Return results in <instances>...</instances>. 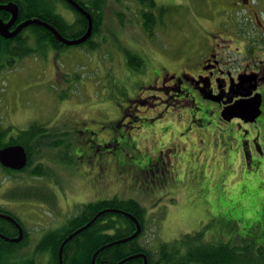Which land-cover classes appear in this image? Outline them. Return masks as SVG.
Returning <instances> with one entry per match:
<instances>
[{
	"label": "rangeland",
	"instance_id": "rangeland-1",
	"mask_svg": "<svg viewBox=\"0 0 264 264\" xmlns=\"http://www.w3.org/2000/svg\"><path fill=\"white\" fill-rule=\"evenodd\" d=\"M53 1L56 9L66 12L64 21L72 24L69 19L77 14L63 1ZM235 2L154 0V7H149L138 0H101L103 25L92 39L98 44L95 48L72 45L57 52L46 42L27 39L31 52L0 71V127L7 138L32 124L52 127L56 143L32 149L31 166L23 173L0 170V204L28 232L11 263L34 257L39 240L49 232L44 227L64 224L89 199L99 197L133 199L149 210L143 215L138 242L151 250L201 230L205 241L227 244L244 264H264V193H250L254 188L264 192V174L253 167L251 172L244 170L234 141L239 133L235 122L209 123L212 117L200 109L195 113L204 126L194 123L185 131L191 125L185 113L164 110L162 105L146 111L157 102L149 87L158 90L166 74L182 75L188 82L184 76L193 77L215 45L244 48L238 60L256 69L261 66L264 37ZM250 2L264 24V0ZM148 7L155 19L146 28L143 12ZM29 34L28 29L22 32L24 37ZM221 56L224 61L236 54L228 51ZM146 112L145 120L135 121ZM258 123L264 129V117ZM88 131L98 140L115 141L104 148L103 172L92 171L90 163L81 160L82 152L73 150L80 145L73 135L81 138L80 133ZM259 136L264 141V131ZM149 158L161 159L162 172L179 184L155 204L150 196L159 195L161 189L138 178ZM66 166H78L85 179ZM50 180L56 197L51 210L40 211L25 198L36 190L35 184L48 192ZM203 198L208 203L205 212L200 208ZM46 260V255L38 257L39 264Z\"/></svg>",
	"mask_w": 264,
	"mask_h": 264
},
{
	"label": "flooded vegetation",
	"instance_id": "flooded-vegetation-1",
	"mask_svg": "<svg viewBox=\"0 0 264 264\" xmlns=\"http://www.w3.org/2000/svg\"><path fill=\"white\" fill-rule=\"evenodd\" d=\"M18 1L20 0H0V5H5L8 4L9 2H13L17 6V16L14 19L15 20L14 23H12V25L9 28L10 31H13L18 26V24L22 22L18 20H21L19 14L24 10L23 9L24 7L21 4H19ZM61 1H63L66 5L68 4L66 0H61ZM74 1H76L85 10L91 8V4H88V0L86 1L74 0ZM99 1L101 0H98V2ZM235 1L236 2L233 5H239L243 9L246 16L245 19L252 20V24H251L253 25L252 27L254 28L255 25L260 31L259 34L261 33L262 36L264 37V24L260 21L261 19L257 16V13L253 9L250 0H235ZM232 2L233 1H231L230 3ZM146 4L149 7H154V0H148ZM149 7L147 10H144L145 17L147 20H154L155 16H153V14L149 11ZM57 12L62 16L63 20H67L64 16L66 12L59 10V8L57 9ZM11 16L12 15L10 12L5 10H0V20H3L4 23H7L11 19ZM28 19L30 18H26L23 20H28ZM69 20H73L72 23H74L75 20H77V18L72 19L70 17ZM51 25L55 27L53 24ZM55 29L57 28L55 27ZM23 30L12 38L6 39L1 37L2 39L6 40V42H10L11 45L13 46L12 53H15V55L10 56V58L12 59L11 63L13 62L11 66L15 63V58H20L17 55L19 54V43H18L19 40L16 38L22 35ZM30 37L37 41L39 40L37 35L33 33H30L28 37L27 36L24 37L22 35V38L28 39ZM42 41L48 43L50 47H53L52 43H50L48 39ZM90 41L91 40L89 39L87 42L84 43V45L85 44L88 45ZM228 51L234 52L236 56L233 58H231L230 56L231 59L222 61L223 58V56H221L222 52L227 53ZM243 51L244 48L243 49L235 48L234 50H232L227 45H221V46L215 45V47H213L212 50L209 51L207 56L202 59L201 66L198 69L197 73L193 75V77L184 76L188 82L184 80L182 75L171 76L169 74H166L162 82L160 83L158 90L156 89L155 86L149 87V90H154L153 93L155 94L152 96V99L156 100L157 102H152L149 105L150 108L146 111L149 112L151 109H154L162 105L164 107V110L171 109L181 113H185L186 114L185 116H188V118L191 120V125L186 126L185 131L192 130L194 123L197 126H201V127L204 126L201 125L204 122L203 119L198 118L197 114L195 113V110H200V109L204 110L205 117L208 118L212 117L209 123H211L212 121H216V122L219 121L222 125H225L235 122L236 129H238L239 133H236L234 135V141L238 145V149L241 152L242 160L244 162V170L247 172H251L252 170L251 167H253L254 170H257V174H264V151L262 147L264 145V141L259 136V132L264 131V129L262 128L261 124L259 125V123L261 122L259 121L258 123L259 118L264 117V62L260 64L261 66L258 69L250 67L248 62L246 61L242 62L241 60H238V55H239L238 53ZM1 65L4 68L1 69L0 71H3L7 67H9L6 61L1 63ZM257 93L261 95V104H260L261 113L256 118L255 122L245 123L240 118H234L230 122H225L221 119L220 117L221 111L225 107L232 105L234 102L240 100L243 101L246 100V105L249 107L247 112L250 113L252 111V106H253V102L251 101V98ZM146 102L148 103V100ZM147 112L146 115L142 117L138 116L135 121H138L139 120L138 118H140L141 121L145 120L144 118L148 117ZM46 129L47 131L45 132V134L48 135L46 140L48 142L50 141L52 142L54 139L52 136L53 134H51V132H55V131L52 127H46ZM66 132L62 131V133H66ZM17 135L18 134L16 133V135L13 137H16ZM74 137H76L77 142L80 145L79 147L76 148V150L74 147L73 150L76 152L78 151L82 152L80 156L81 160H86L87 163H90L88 166L91 168L92 171L95 170L98 172H103V160L107 158L105 157L107 155V152H105L104 150H106L109 146H112L115 141H110L109 139L98 140L97 134L93 133L92 131H88L86 134L80 133L81 138H79V135H73V138ZM109 138H111V136ZM8 139L9 138H7V135L5 134V130L0 127V145L6 143ZM4 147L6 146H0V149ZM48 147H51V145L42 146V147L38 146L36 147V149L42 150V148L47 149ZM26 154H27V163L23 169L19 171H14L12 169L5 168L0 164V170L5 174H19L28 170L31 166V157L27 151ZM162 157L163 156L161 155L160 158L162 159ZM161 159L152 160L149 158L147 164L141 169L143 172L139 171L138 173V178H140V183H146L149 185L154 184V186L158 188L157 191H159V188L161 189L159 195L157 194H154L152 196L149 195L150 196L149 201H152L154 204L156 201H160L165 195L172 192L175 187H179V184H174L173 179H170L166 173L162 172L161 166H159V164H163L161 162ZM66 168L71 169L72 171L70 172L72 174L77 173L78 177H80L81 180L85 179L84 175L80 171L77 172L79 170L78 166H74V167L66 166ZM146 175H148L149 178L148 181L145 180ZM39 178H41V176H39ZM44 178L45 177L42 176V179ZM51 184H53L52 180L48 181V183L46 184L48 192L40 191V187L38 186V184L37 185L35 184L34 187H36L35 188L36 190L33 192V194H31L30 197H27L25 199L34 201L36 203L35 206L40 211H44V209L51 210L52 204L54 202V198L56 197L55 191L50 189ZM92 185L94 184L91 183V186ZM254 189H255L254 191L250 192L252 195L254 194L263 195L262 193L264 192H259L257 188ZM111 199L113 198H109L106 200H111ZM100 200H104V199H99V197L96 199H89L90 202H95ZM17 201L18 200L15 199V201L13 202H17ZM89 201L88 203H90ZM202 202H203V206L200 208H202L203 212H205L208 205L206 198H203ZM107 209L121 210L115 207L107 208ZM100 211L102 210H99L98 212L94 213L92 215V218ZM148 212L149 210L146 209L144 215H147ZM107 213H111V211ZM0 214H4L12 217L23 230V238L18 243L7 241L1 237L0 240L6 242L7 244H15V245H21L22 243H25L28 240V232L26 231L25 226L23 225L21 220L17 216H15L11 211H8L3 206V204H0ZM62 223L59 224L58 226L56 223H53L51 226L44 228H48L46 230L47 231L49 230V232H51L61 227L63 225ZM107 232L110 233L111 230ZM18 234H19L18 227L14 223L4 218H0V235H3L7 239H14L18 236ZM187 235L191 236L192 238L191 241L182 240ZM202 235H203V231L200 230L193 232L191 234L187 233L186 235L184 236L182 235L179 239H177L178 246L180 247L181 250V255H184L188 242L189 246H192L191 249H196V247L202 245L205 250H208L207 252H205V254L208 253L210 254V256L207 257L208 259H210V261H208L207 264H221V263L244 264L245 263V261L241 257H238V259L227 258L228 256L230 257V253H231L230 251L231 249H233L229 247L227 244L214 242L210 240L205 241L202 238ZM42 239L43 237L39 240V243ZM215 247H223L224 250L222 252L220 250L217 251ZM189 264H203V263L195 262L194 260H192L191 263Z\"/></svg>",
	"mask_w": 264,
	"mask_h": 264
},
{
	"label": "trees",
	"instance_id": "trees-1",
	"mask_svg": "<svg viewBox=\"0 0 264 264\" xmlns=\"http://www.w3.org/2000/svg\"><path fill=\"white\" fill-rule=\"evenodd\" d=\"M138 1L141 4L148 2V0ZM18 3L24 7V10L19 14L21 20L18 21H25L23 19L26 18L40 17L39 19L53 24L59 30L58 32L65 38H77L81 36L87 27V21L84 16L76 12L69 4H67L68 8L77 14V20L70 25L66 23L62 16L57 12L56 5H54L52 0H20ZM100 7V3L96 1L91 5V8L86 9L89 13L91 12L90 15L93 19L92 39L100 31L103 25V20H101L102 12L99 11ZM143 14L145 16V12H143ZM151 22L152 20H144L143 24L146 28H148ZM70 28H73L71 35L67 34ZM27 29L30 30V33L37 35L40 41L48 39L49 42L52 43L53 48L57 50L65 47L43 27L31 25L24 30ZM16 39L19 40V54H17L18 57L28 55L31 50L26 47L27 39L22 38V35L18 36ZM97 45V42H93V40H91L87 46L90 48H95ZM12 52L13 46L11 43L6 42V40L0 37V70L4 68L1 63L6 61L9 67L13 63H11L12 59L10 56L15 55V53ZM132 60H134V58H131V61ZM44 127V125L33 124L26 130L18 131V135L16 137L9 138L6 143H3L0 146L19 144L23 146L31 156L32 149L38 146L42 147L56 143L48 142L46 140L48 135L45 134L47 129ZM112 207L119 208L132 214L140 222L142 231L135 239L110 246L100 251L95 258V264H117L127 257L140 253L146 255L147 264H189L192 260L207 264L208 261H210V259L207 258L210 256V254H205V252L208 250H205L202 245L198 246L196 249H191L192 246H189L187 242L184 255H181V250L178 246L177 240L169 244L162 243L155 250L145 247L138 242V238L143 232V215L145 214L144 208L133 199L121 200L114 198L111 200H100L82 205L79 213L67 219V221L60 228L51 232H47L36 248V256L34 255V257L25 260L24 262L11 263L10 261L11 258L15 256V253H17L20 245L7 244L6 242L0 240V264H39L38 257L41 255L47 256V262L45 264H58L59 248L65 237L71 232L87 224V222L91 220L94 213L98 212L99 210ZM109 230H111L110 233L107 232ZM134 230L135 224L130 218L116 213H104L103 215L99 216V218L90 227L76 235L73 239L65 244L62 252V258L64 260L62 261V264H91L93 254L99 248L116 240H120L132 235ZM191 239V236L187 235L182 240L191 241ZM198 248L202 251H200ZM215 249L217 251L220 250L221 252L224 250L223 247H215ZM230 252V257L228 256L227 258L238 259V257H240L234 252L233 249H231ZM123 264H143V260L141 258H137L127 261Z\"/></svg>",
	"mask_w": 264,
	"mask_h": 264
},
{
	"label": "water",
	"instance_id": "water-1",
	"mask_svg": "<svg viewBox=\"0 0 264 264\" xmlns=\"http://www.w3.org/2000/svg\"><path fill=\"white\" fill-rule=\"evenodd\" d=\"M73 8H75L80 14H82L86 20H87V28L85 33L77 38V39H67L64 38L63 36H61V34L55 29V27H53L51 24L40 20L39 18H31L28 20H25L23 22H21L20 24H18V26L13 30L10 31L9 28L12 25V23H14V19L17 16V6L13 3V2H9L8 4L5 5H0V10H5L11 13V19L7 22L4 23L2 20H0V36L3 38H12L14 37L16 34H18L20 31H22L24 28L30 26V25H37L40 27L45 28L46 30H48L57 41H59L61 44H64L66 46H72V45H80L84 42H86L92 34L93 31V21L91 18V15L89 14V12H87L86 10H84L76 1L74 0H66ZM82 1H86V0H82ZM251 101L253 102V106H252V111L249 113L247 112L248 110V106L246 105V100H240V101H236L234 102L232 105H229L227 107H225L222 111H221V119L225 122H230L232 119L234 118H240L242 119L245 123H253L256 121V118L260 115L261 111H260V104H261V95L259 93L255 94L252 98ZM27 163V154L25 151V148L21 145H11V146H7L4 147L2 149H0V164L5 167V168H9L15 171H19L21 169H23L26 166ZM113 212V213H118V214H122L128 218H130L133 223L135 224V231L133 232L132 235L111 242L105 246H102L101 248H99L92 257L91 260V264H95V258L97 256V254L102 251L105 248H108L110 246L119 244V243H123L132 239H135L141 232V225L138 222V220L130 213L124 212L122 210H102L99 213H97L87 224H85L84 226H82L81 228L75 230L74 232H72L71 234H69L61 243L60 248H59V254H58V259H59V263L58 264H62L63 258H62V252H63V248L65 246V244L70 241L72 238H74L76 235L80 234L82 231H84L85 229H87L88 227H90L93 222L102 214L106 213V212ZM0 218H4L12 223H14L17 227H18V236L14 239H7L6 237L0 235L1 238L13 242V243H18L22 240L23 238V230L22 228L19 226V224L10 216L8 215H4V214H0ZM137 258H141L143 260V264H147V257L145 254L140 253V254H136L130 257H127L123 260H121L120 262H118L117 264H123L127 261H130L132 259H137Z\"/></svg>",
	"mask_w": 264,
	"mask_h": 264
},
{
	"label": "bare ground",
	"instance_id": "bare-ground-1",
	"mask_svg": "<svg viewBox=\"0 0 264 264\" xmlns=\"http://www.w3.org/2000/svg\"><path fill=\"white\" fill-rule=\"evenodd\" d=\"M40 4H42V3H40ZM38 5H39V3H38ZM42 7V6H41ZM49 7H50V5H49ZM43 8V7H42ZM94 8V7H93ZM39 9V8H38ZM47 9V8H46ZM41 10V9H40ZM48 10V9H47ZM46 11V10H45ZM42 12V11H41ZM91 13V12H90ZM75 14V13H74ZM74 17V16H73ZM40 18V17H39ZM73 19V18H72ZM85 45H87V44H85ZM63 46V45H62ZM81 47V46H80ZM57 52H58V50H57ZM197 248V247H196ZM199 249V248H198ZM8 250V249H7ZM200 250V249H199ZM200 251H202V250H200ZM201 253V252H200ZM203 253H204V251H203ZM64 261V260H63ZM58 262V261H57ZM206 262V261H205ZM64 263V262H63Z\"/></svg>",
	"mask_w": 264,
	"mask_h": 264
}]
</instances>
